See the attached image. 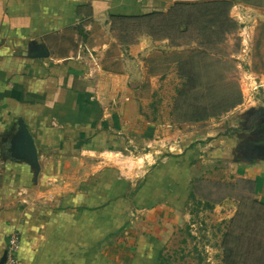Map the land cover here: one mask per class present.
I'll use <instances>...</instances> for the list:
<instances>
[{"label": "crops", "instance_id": "crops-1", "mask_svg": "<svg viewBox=\"0 0 264 264\" xmlns=\"http://www.w3.org/2000/svg\"><path fill=\"white\" fill-rule=\"evenodd\" d=\"M212 1L0 0V261L16 232L24 264H160L176 223L191 217L201 170L253 181L264 205V145L216 135L217 119L192 130L173 123L181 82L174 62L156 60L181 47L118 35L121 21ZM229 1L233 18L257 10ZM34 42L50 55L31 57ZM21 122L38 177L13 145ZM229 205H213L218 221L233 217Z\"/></svg>", "mask_w": 264, "mask_h": 264}, {"label": "rangeland", "instance_id": "rangeland-1", "mask_svg": "<svg viewBox=\"0 0 264 264\" xmlns=\"http://www.w3.org/2000/svg\"><path fill=\"white\" fill-rule=\"evenodd\" d=\"M246 1L257 10L251 12L252 19L245 20L250 26L247 31L251 38V52L245 57V63L257 73L264 74V0ZM205 4L179 5L165 16L143 21H121L118 23V35L127 38L138 33H151L158 39L169 37L174 46L181 47L180 50L157 55L156 60L157 66L163 67L174 62L176 69L179 62L181 71L194 86L191 92L187 91L188 83L182 86L187 92L184 97H177L176 90L177 99L174 98L170 114L176 126L188 125L192 130V125L204 126L217 119L223 123L220 126L222 130H217L216 135L227 133L252 146H262L264 94L257 109L241 111L237 106L223 112L238 92L243 100L242 74L237 59L241 52V20L231 17L235 22L233 27L208 23L206 18L201 17ZM66 37L64 46L72 48V34L68 32ZM179 80L181 86L183 81L180 77ZM201 110H218L221 115L191 123L188 120L190 115ZM261 152L264 153L263 148ZM191 193L192 204L188 205L191 217L176 223L174 237L171 236L164 248L160 264H264V212L254 202L253 181L238 178L228 182L219 179L211 169L206 172L201 170L192 180ZM223 199L232 203L227 215H234L218 221L211 205ZM227 233L228 237L225 236ZM226 246L231 248L227 261Z\"/></svg>", "mask_w": 264, "mask_h": 264}, {"label": "built area", "instance_id": "built-area-1", "mask_svg": "<svg viewBox=\"0 0 264 264\" xmlns=\"http://www.w3.org/2000/svg\"><path fill=\"white\" fill-rule=\"evenodd\" d=\"M248 18H251L248 15ZM242 23L241 32V52L237 55L238 67L241 69V83L243 100L238 105V110L250 111L257 109L262 104L264 94V74L257 73L252 67L245 63V57L251 52V38L247 29L250 27L244 18H239ZM246 65H249L247 67ZM21 236L14 232L10 235L7 247V256L3 264H24L18 257L17 252L20 247Z\"/></svg>", "mask_w": 264, "mask_h": 264}, {"label": "trees", "instance_id": "trees-1", "mask_svg": "<svg viewBox=\"0 0 264 264\" xmlns=\"http://www.w3.org/2000/svg\"><path fill=\"white\" fill-rule=\"evenodd\" d=\"M187 6V5H186ZM205 8H203L202 10V15L201 17L206 18V21L208 23H212V24H224V25H229L230 27L235 26V22L232 20L229 11L233 6V2L229 1V0H216V1H212L209 3H206ZM170 13V12H169ZM167 14H162V13H156V14H151L149 16H146L143 19H149V18H153L155 16H165ZM186 26V25H184ZM188 27V26H186ZM187 29V28H185ZM178 68H177V73L178 76L182 79V85L179 86L178 88V93L176 94L177 97H184L186 96L187 92L186 90L183 91L182 86L184 84H187V91L191 92L192 87H194L192 85V80L190 79H186V75L185 72L181 71L180 67L181 64L179 62H177ZM177 97L175 99H177ZM242 101V95L241 93L238 92L237 97L232 101L231 105H229V107L223 109V112H228L230 110H232L233 108H236ZM174 107V106H173ZM205 112H203V110H201L200 112L196 113L193 112L190 117L188 118V120H190L191 123H198L201 121H205L207 119L210 118H216L217 116L221 115L220 111L218 110H213V112H209L207 110H204ZM207 113V114H206ZM206 114V115H205ZM255 204L260 207L263 212H264V205L261 204L260 202H258V200H254ZM213 206L211 205V208ZM226 237L229 236V233H227L225 235ZM228 242V241H227ZM229 244V243H227ZM225 250V255L226 258L225 260L227 261L229 259V253L231 252V248H229V246H226L224 248ZM231 257V256H230Z\"/></svg>", "mask_w": 264, "mask_h": 264}, {"label": "water", "instance_id": "water-1", "mask_svg": "<svg viewBox=\"0 0 264 264\" xmlns=\"http://www.w3.org/2000/svg\"><path fill=\"white\" fill-rule=\"evenodd\" d=\"M50 55V51L47 45L38 44L34 42L31 47L30 56L33 58H46ZM14 148L20 158H25L31 162V164L36 169V177H38L41 169V164L39 160V153L36 142L28 129V127L21 122L19 127V136L13 143ZM7 253L0 261V264H3L6 260Z\"/></svg>", "mask_w": 264, "mask_h": 264}]
</instances>
